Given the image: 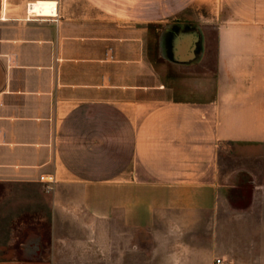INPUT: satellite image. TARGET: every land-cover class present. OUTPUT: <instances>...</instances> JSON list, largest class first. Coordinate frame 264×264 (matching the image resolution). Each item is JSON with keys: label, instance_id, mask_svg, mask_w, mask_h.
I'll return each instance as SVG.
<instances>
[{"label": "crops", "instance_id": "crops-1", "mask_svg": "<svg viewBox=\"0 0 264 264\" xmlns=\"http://www.w3.org/2000/svg\"><path fill=\"white\" fill-rule=\"evenodd\" d=\"M113 235L264 264V0H0V264Z\"/></svg>", "mask_w": 264, "mask_h": 264}, {"label": "rangeland", "instance_id": "rangeland-1", "mask_svg": "<svg viewBox=\"0 0 264 264\" xmlns=\"http://www.w3.org/2000/svg\"><path fill=\"white\" fill-rule=\"evenodd\" d=\"M225 159H226V162L229 163L230 159L228 157V155H225ZM244 159H237V162L238 164L243 161ZM235 194V193H234ZM98 227H100V224L98 223L97 224ZM111 237V242L110 244H112V247L110 246V253H109V259H110V262H60V264H116V262H111V259H115V255H116V251H115V237L116 235H113V236H110ZM94 240H97V244H94V257H99L98 255L100 254V245H101V238H102V235L101 234H97V235H94L93 236ZM112 240H113V243H112ZM151 242L149 241H143V244H142V251H147L149 249V247L151 246ZM146 253V252H145ZM145 257L144 253H142V258Z\"/></svg>", "mask_w": 264, "mask_h": 264}, {"label": "clouds", "instance_id": "clouds-1", "mask_svg": "<svg viewBox=\"0 0 264 264\" xmlns=\"http://www.w3.org/2000/svg\"><path fill=\"white\" fill-rule=\"evenodd\" d=\"M169 264H183L180 255L173 253L169 258Z\"/></svg>", "mask_w": 264, "mask_h": 264}, {"label": "built area", "instance_id": "built-area-1", "mask_svg": "<svg viewBox=\"0 0 264 264\" xmlns=\"http://www.w3.org/2000/svg\"><path fill=\"white\" fill-rule=\"evenodd\" d=\"M41 178L43 179L44 176H41ZM45 180L46 181H54V177L52 175H50V176L46 177ZM217 262H221V259H218Z\"/></svg>", "mask_w": 264, "mask_h": 264}]
</instances>
